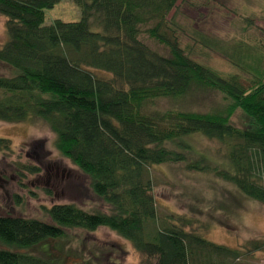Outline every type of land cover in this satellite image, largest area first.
<instances>
[{
    "label": "trees",
    "instance_id": "obj_1",
    "mask_svg": "<svg viewBox=\"0 0 264 264\" xmlns=\"http://www.w3.org/2000/svg\"><path fill=\"white\" fill-rule=\"evenodd\" d=\"M61 1L0 0L7 37L0 68L13 73L0 75V122L44 123L59 155L88 179L92 195L108 209L53 205L43 209L48 222L0 216V264H50L17 251L66 239L75 229L110 230L131 244L140 264H240L264 253V238L231 249L190 230L188 218L169 215L159 221L150 177L154 166L186 161L192 150L184 138L200 134L225 148L230 169L213 167L201 156L187 169L211 173L264 207L262 44L227 45L187 32L177 21L183 0H76L79 22L44 26V12ZM142 28L168 57L140 41ZM181 35L188 38L185 48ZM195 48L222 56L247 76L245 84L239 75L223 76L192 60ZM204 91L221 95L223 109L199 114L148 108ZM237 111L243 128L230 123ZM166 143L176 149H166ZM9 152L10 141L0 139V153Z\"/></svg>",
    "mask_w": 264,
    "mask_h": 264
},
{
    "label": "rangeland",
    "instance_id": "obj_2",
    "mask_svg": "<svg viewBox=\"0 0 264 264\" xmlns=\"http://www.w3.org/2000/svg\"><path fill=\"white\" fill-rule=\"evenodd\" d=\"M75 1L62 0L46 10L44 26L55 21L79 22L81 12ZM177 21L187 32L196 30L227 45L244 42L253 46L260 42L264 53V0H183ZM4 23L0 18V46L7 40ZM146 29H141L140 41L151 51L168 57V50L150 39L145 34ZM180 41L185 48L188 38L181 35ZM189 57L223 76L239 75L243 84L247 80L246 75L217 53L195 48ZM12 74L0 68L1 76ZM224 106L221 95L204 91L192 92L180 101H156L148 108L150 111L179 109L207 114ZM230 123L237 128L245 126L239 111ZM0 139L10 141L12 149V152L0 153V216L48 222L43 209L68 204L86 212H107V206L92 195L88 179L59 155L54 147V135L44 123L38 120L18 124L0 122ZM184 142L192 150L186 161L150 168L159 221L169 215L188 218L192 224L190 230H197L208 242L231 249L263 239V206L211 173L187 169L189 163L201 156L211 166L229 170L225 148L200 134L188 136ZM164 147L176 149L172 143ZM30 168H37L39 172L30 174ZM17 252L48 260L50 264H140L141 261L129 242L105 228L94 233L75 229L68 232L66 239L48 240L40 246ZM240 264H264V253L245 257Z\"/></svg>",
    "mask_w": 264,
    "mask_h": 264
}]
</instances>
